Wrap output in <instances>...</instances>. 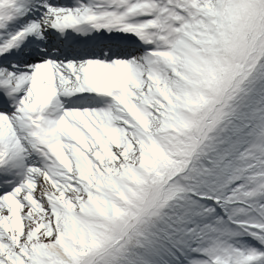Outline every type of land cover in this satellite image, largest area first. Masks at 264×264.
<instances>
[{
  "label": "snow or ice",
  "instance_id": "1",
  "mask_svg": "<svg viewBox=\"0 0 264 264\" xmlns=\"http://www.w3.org/2000/svg\"><path fill=\"white\" fill-rule=\"evenodd\" d=\"M0 264H264V0H0Z\"/></svg>",
  "mask_w": 264,
  "mask_h": 264
}]
</instances>
